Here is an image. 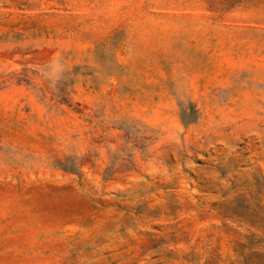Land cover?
I'll return each mask as SVG.
<instances>
[{"label":"rangeland","instance_id":"obj_1","mask_svg":"<svg viewBox=\"0 0 264 264\" xmlns=\"http://www.w3.org/2000/svg\"><path fill=\"white\" fill-rule=\"evenodd\" d=\"M0 264H264V0H0Z\"/></svg>","mask_w":264,"mask_h":264}]
</instances>
